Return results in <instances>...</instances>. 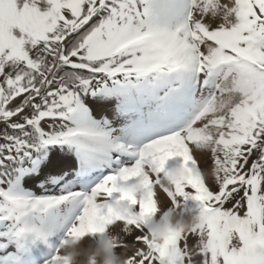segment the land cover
<instances>
[{
	"label": "snow or ice",
	"instance_id": "6c2138e0",
	"mask_svg": "<svg viewBox=\"0 0 264 264\" xmlns=\"http://www.w3.org/2000/svg\"><path fill=\"white\" fill-rule=\"evenodd\" d=\"M0 124V264L114 232L128 264H264V0H0Z\"/></svg>",
	"mask_w": 264,
	"mask_h": 264
},
{
	"label": "clouds",
	"instance_id": "9594fccd",
	"mask_svg": "<svg viewBox=\"0 0 264 264\" xmlns=\"http://www.w3.org/2000/svg\"><path fill=\"white\" fill-rule=\"evenodd\" d=\"M234 96H227L223 98L225 107L234 102ZM208 147H211L210 145ZM205 177L216 176V171L213 169L211 172H205ZM186 177V173L182 169H178L172 173V175L164 180L162 186L171 187L173 181H183ZM137 190H139L137 188ZM113 215L118 218L132 219L138 224H143L142 218L138 215L134 217L126 216L123 214V205L114 204L109 209ZM204 221V216L198 210L190 211L187 214L183 212V209L173 208L167 213L165 217L163 213L156 219L153 226L149 228L147 235L151 238L154 244L161 246L170 242L174 236H180L187 234L191 231H195L201 226ZM63 254L67 257V264H128L127 251L123 254L116 251V236L110 234L104 241L99 239H91L87 245L84 241L77 240L67 242L62 247Z\"/></svg>",
	"mask_w": 264,
	"mask_h": 264
},
{
	"label": "rangeland",
	"instance_id": "374dc122",
	"mask_svg": "<svg viewBox=\"0 0 264 264\" xmlns=\"http://www.w3.org/2000/svg\"><path fill=\"white\" fill-rule=\"evenodd\" d=\"M3 125L2 124H0V131H2L3 130ZM197 155V158H198V160L200 161V166L203 168V169H205L206 171H210V160L208 159V156L210 155V154H208V153H205V154H200V153H197L196 154ZM172 163H174L173 161H170L169 162V164L171 165ZM209 183L211 184L212 183V177H209ZM159 198H160V201H161V207L162 208H164L163 210L164 211H167L168 210V208L166 207L167 206V202H166V198L164 197V195L162 194V193H159ZM195 210H197V205H196V202H194V201H191V200H189L184 206H183V212L185 213V214H187L188 212H190V211H195ZM159 216H160V214H158L157 215V217H156V219H158L159 218ZM114 234H115V232H114ZM192 238L190 237V240H191ZM89 240H91V239H87V240H85L84 241V243H85V245H87L88 243H89ZM127 240H128V242L130 243L131 242V237H129V238H127ZM47 251V250H46ZM118 251V253H120V254H123L124 252H125V249H118L117 250ZM38 252V257H41V254L43 253L41 250H39V251H37ZM127 252H128V254H130V252H131V249H129V250H127Z\"/></svg>",
	"mask_w": 264,
	"mask_h": 264
},
{
	"label": "bare ground",
	"instance_id": "6f19581e",
	"mask_svg": "<svg viewBox=\"0 0 264 264\" xmlns=\"http://www.w3.org/2000/svg\"><path fill=\"white\" fill-rule=\"evenodd\" d=\"M204 168V167H203ZM85 244V243H84Z\"/></svg>",
	"mask_w": 264,
	"mask_h": 264
},
{
	"label": "trees",
	"instance_id": "16d2710c",
	"mask_svg": "<svg viewBox=\"0 0 264 264\" xmlns=\"http://www.w3.org/2000/svg\"><path fill=\"white\" fill-rule=\"evenodd\" d=\"M35 254V253H34Z\"/></svg>",
	"mask_w": 264,
	"mask_h": 264
}]
</instances>
